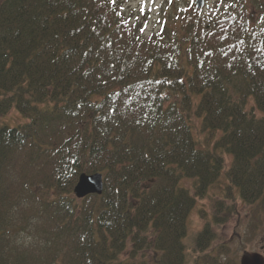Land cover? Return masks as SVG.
I'll return each mask as SVG.
<instances>
[{
  "label": "trees",
  "instance_id": "1",
  "mask_svg": "<svg viewBox=\"0 0 264 264\" xmlns=\"http://www.w3.org/2000/svg\"><path fill=\"white\" fill-rule=\"evenodd\" d=\"M234 2L145 39L107 0H0V118L28 119L0 123V264H187L188 217L223 172L229 194L264 197V0L256 25ZM82 173L103 175L102 195L74 198ZM222 201L196 264H237L207 252ZM26 230L44 240L22 244Z\"/></svg>",
  "mask_w": 264,
  "mask_h": 264
},
{
  "label": "rangeland",
  "instance_id": "2",
  "mask_svg": "<svg viewBox=\"0 0 264 264\" xmlns=\"http://www.w3.org/2000/svg\"><path fill=\"white\" fill-rule=\"evenodd\" d=\"M107 1L113 6H119L124 16L130 19V25H133L145 39H150L165 29L170 31L175 27H177L178 33L185 18L197 17L199 14L210 20L213 16L222 13L226 9V4H235V0H228V2L224 0L223 4L219 0H205L204 7L198 9L196 7L197 0H171V2L170 0H155L154 3L152 0H115V4L111 0ZM245 3L246 6L251 7L248 8V14L251 15L250 22L252 25H256L258 19L252 9L253 2L252 0H241V6H245ZM145 4L146 7L141 12L140 9ZM181 33L180 31L179 41L183 42L185 37L182 38ZM164 38L166 36L162 35V39ZM251 106L249 105V109H252ZM22 121L23 118L15 109H12L8 116L0 119V123L12 127ZM192 126L195 138L201 143V147L208 148V133L202 119L193 115ZM210 142L213 143V141ZM224 157L226 168L232 167L233 157L231 155H224ZM194 184L195 180L190 178H183L181 181V186L191 193L194 192ZM229 185L226 173L223 172L218 181L209 188L207 196L197 199L196 206L188 217V232L184 239L187 264H196L200 254L194 250V236L202 230L207 221L213 220L217 202L220 200H223L225 207L231 210L226 216V223L213 224L217 237L207 252L223 262L233 259L237 264H264V197L255 204H246L241 200L236 189H233L231 194L228 193ZM20 233L22 244L30 245L34 241V236L37 241L44 240L41 235L27 230ZM144 257L147 260H152L153 252L147 250ZM56 262H59V259Z\"/></svg>",
  "mask_w": 264,
  "mask_h": 264
},
{
  "label": "water",
  "instance_id": "3",
  "mask_svg": "<svg viewBox=\"0 0 264 264\" xmlns=\"http://www.w3.org/2000/svg\"><path fill=\"white\" fill-rule=\"evenodd\" d=\"M205 0H197L198 9L204 7ZM104 188L103 175L100 173H82L74 189V194L78 199H83L89 195H101Z\"/></svg>",
  "mask_w": 264,
  "mask_h": 264
},
{
  "label": "bare ground",
  "instance_id": "4",
  "mask_svg": "<svg viewBox=\"0 0 264 264\" xmlns=\"http://www.w3.org/2000/svg\"><path fill=\"white\" fill-rule=\"evenodd\" d=\"M55 63V65H56V60L55 59H53L50 63H48L47 65H44L43 67H41V68H39V71H44V72H46L47 74L48 73H52V72H55L56 70V68H54L52 65ZM12 110H10L8 113H6V114H3L2 115V117L1 118H3V117H5V116H8L9 115V113L11 112ZM17 112V111H16ZM18 113V112H17ZM19 114V113H18ZM19 116L21 117V118H23V121L20 123V124H17V125H13V127L14 126H18V125H21V124H24V123H26L27 121H28V119H26L24 116H22V115H20L19 114ZM0 118V119H1ZM24 122V123H23ZM79 180V179H78ZM78 182V181H77ZM103 182H104V179H103ZM76 185H77V183H76ZM76 185L74 186V189H75V187H76ZM103 191H104V188H103ZM103 193V192H102ZM102 195V194H101ZM90 196V195H89ZM97 196H100V195H97ZM74 197L77 199V200H79L76 196H75V194H74ZM87 197V196H86ZM85 197V198H86Z\"/></svg>",
  "mask_w": 264,
  "mask_h": 264
},
{
  "label": "snow or ice",
  "instance_id": "5",
  "mask_svg": "<svg viewBox=\"0 0 264 264\" xmlns=\"http://www.w3.org/2000/svg\"><path fill=\"white\" fill-rule=\"evenodd\" d=\"M111 2H112L113 4H115V0H111ZM152 2L154 3L155 0H152ZM170 2H171V0H170ZM219 2H220L221 4H223V3H224V0H219ZM226 6H227V5H226ZM145 7H146V4H145L144 6L141 7L140 11L143 12L144 9H145ZM185 10H186V9H185ZM118 15H119V13H118ZM141 30H143V29H141Z\"/></svg>",
  "mask_w": 264,
  "mask_h": 264
}]
</instances>
